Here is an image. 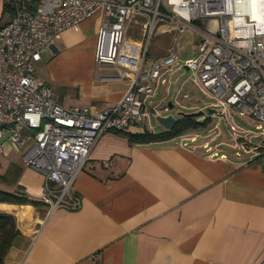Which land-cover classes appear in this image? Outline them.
Wrapping results in <instances>:
<instances>
[{
    "label": "crops",
    "instance_id": "crops-1",
    "mask_svg": "<svg viewBox=\"0 0 264 264\" xmlns=\"http://www.w3.org/2000/svg\"><path fill=\"white\" fill-rule=\"evenodd\" d=\"M10 15L0 0V22ZM100 15L65 29L36 65V76L64 106L103 110L128 88L129 79L119 77L114 65L95 62ZM139 20L127 32L121 65H134L139 44H144ZM161 84L146 98L149 115L144 120L127 130L107 131L95 142L73 183L72 193L81 202L77 209L50 212L42 199L44 174L23 163L21 150L4 144L0 189L23 194L25 201H0V212L12 216L14 231L1 264L264 261V155L226 152L223 146H233L229 133L222 125L213 129L212 116L203 134L188 129L166 140L129 139L131 133L164 130L150 123L149 109H170L172 101L164 93L152 99ZM181 93L175 101L183 104Z\"/></svg>",
    "mask_w": 264,
    "mask_h": 264
},
{
    "label": "built area",
    "instance_id": "built-area-1",
    "mask_svg": "<svg viewBox=\"0 0 264 264\" xmlns=\"http://www.w3.org/2000/svg\"><path fill=\"white\" fill-rule=\"evenodd\" d=\"M10 18L0 22V157L9 142L22 151L23 163L45 176L42 199L48 209H77L74 180L98 138L127 130L148 115L146 98L180 58L178 35L192 28L199 37L194 55L184 60L211 98L213 129L227 127L236 155H264V0H2ZM101 12L95 62L112 64L129 79L120 100L103 110L64 106L36 76L42 52L67 28ZM139 22L145 36L172 33L164 56L147 58L139 44L134 65L119 64L127 32ZM185 96V95H184ZM220 107L221 110L216 108ZM164 109H167L166 105ZM253 127L239 123L232 114ZM209 141V140H208ZM206 142L205 146L209 142ZM215 154H217L215 152ZM259 264H264L261 261Z\"/></svg>",
    "mask_w": 264,
    "mask_h": 264
},
{
    "label": "rangeland",
    "instance_id": "rangeland-1",
    "mask_svg": "<svg viewBox=\"0 0 264 264\" xmlns=\"http://www.w3.org/2000/svg\"><path fill=\"white\" fill-rule=\"evenodd\" d=\"M198 37V33H196L192 28H188L181 32L175 40V51L180 58L179 66L175 65L171 71L164 73V77L167 79V82L157 87L156 95L152 98L153 100H158L164 93L167 98L166 100L172 101L173 107L166 110L162 108V106L158 105L156 107L157 109L154 111V109L149 106L151 112L150 123L157 129H159V127H157V116L173 114L176 118H179L180 115L177 114L178 111L189 113L203 110L204 113H206L207 110L211 108L210 102L213 100L206 95L200 82L193 78L192 71L186 70L184 65V60L194 55L195 41ZM173 40L174 37L169 36L168 34L156 33L149 39L147 37L144 38L143 43L147 46L148 50L147 58L151 59L167 53V50L172 45ZM180 91L182 93L181 96H179V99H182L183 104L175 101ZM183 93H188L190 95L189 98L183 97ZM216 109L221 110L220 107H217ZM232 114L239 123L253 127V125L249 123L248 119L238 116L234 111H232ZM197 118L198 120H202L201 117ZM222 126L227 129L224 124ZM196 132L203 134L205 129L199 128L196 129ZM223 149L230 154H233L236 150L234 146L227 144L223 146Z\"/></svg>",
    "mask_w": 264,
    "mask_h": 264
},
{
    "label": "trees",
    "instance_id": "trees-1",
    "mask_svg": "<svg viewBox=\"0 0 264 264\" xmlns=\"http://www.w3.org/2000/svg\"><path fill=\"white\" fill-rule=\"evenodd\" d=\"M210 117L206 116L202 120H198L197 117H183L177 118V122L172 129L160 132L145 131L142 133H131L129 139L133 142H153L159 140H166L176 135L183 133L188 129L207 128L210 125ZM3 200H16L25 201L23 194L10 193L0 189V201ZM14 234L13 231V219L10 214L0 212V264L2 263L3 255L10 243V240Z\"/></svg>",
    "mask_w": 264,
    "mask_h": 264
},
{
    "label": "water",
    "instance_id": "water-1",
    "mask_svg": "<svg viewBox=\"0 0 264 264\" xmlns=\"http://www.w3.org/2000/svg\"><path fill=\"white\" fill-rule=\"evenodd\" d=\"M169 107L170 108L172 107L171 102H169ZM213 111H214L213 109H208L206 113H212ZM206 113H204L203 110H198V111L189 112V113L178 111L177 114L180 116H183V117H202ZM156 120L159 123V125H161L166 130L172 129L177 122V118L173 114H167L164 116H157Z\"/></svg>",
    "mask_w": 264,
    "mask_h": 264
}]
</instances>
